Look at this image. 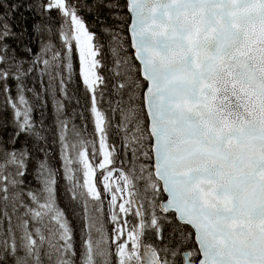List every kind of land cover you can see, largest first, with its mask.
Listing matches in <instances>:
<instances>
[{"label":"snow or ice","instance_id":"1","mask_svg":"<svg viewBox=\"0 0 264 264\" xmlns=\"http://www.w3.org/2000/svg\"><path fill=\"white\" fill-rule=\"evenodd\" d=\"M0 264H264V0H0Z\"/></svg>","mask_w":264,"mask_h":264},{"label":"trees","instance_id":"2","mask_svg":"<svg viewBox=\"0 0 264 264\" xmlns=\"http://www.w3.org/2000/svg\"><path fill=\"white\" fill-rule=\"evenodd\" d=\"M77 66H78V61L76 62ZM83 101L81 103V107H82ZM39 111V110H38ZM38 111H37V115H38ZM49 111H50V107H49Z\"/></svg>","mask_w":264,"mask_h":264}]
</instances>
